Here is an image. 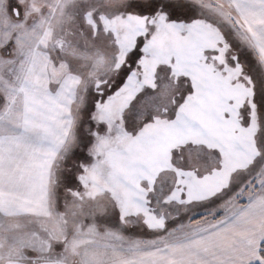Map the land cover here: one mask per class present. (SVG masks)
Here are the masks:
<instances>
[{"label":"snow or ice","instance_id":"snow-or-ice-1","mask_svg":"<svg viewBox=\"0 0 264 264\" xmlns=\"http://www.w3.org/2000/svg\"><path fill=\"white\" fill-rule=\"evenodd\" d=\"M0 264H264V0H0Z\"/></svg>","mask_w":264,"mask_h":264}]
</instances>
